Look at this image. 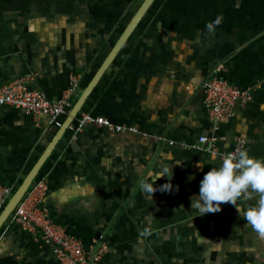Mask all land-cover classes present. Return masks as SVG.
Listing matches in <instances>:
<instances>
[{
    "label": "crops",
    "instance_id": "obj_1",
    "mask_svg": "<svg viewBox=\"0 0 264 264\" xmlns=\"http://www.w3.org/2000/svg\"><path fill=\"white\" fill-rule=\"evenodd\" d=\"M141 1L0 0V85L28 76L55 99L75 74L74 103ZM218 13L209 34L205 22ZM211 76L250 90L226 122H213L203 102ZM81 111L126 129L90 123L57 136L46 116L0 105V181L17 187L56 137L36 175L47 183L42 206L86 247L102 235L104 264H264V238L231 203L200 216L189 200L222 160L200 135L219 150L241 138L264 157V0H154ZM165 165L172 189L159 190L168 178H158L151 200L140 183ZM8 221L0 264H59L48 244Z\"/></svg>",
    "mask_w": 264,
    "mask_h": 264
},
{
    "label": "built area",
    "instance_id": "obj_2",
    "mask_svg": "<svg viewBox=\"0 0 264 264\" xmlns=\"http://www.w3.org/2000/svg\"><path fill=\"white\" fill-rule=\"evenodd\" d=\"M29 79L28 76H19L0 85V105L20 108L33 117L46 116L50 124L59 127L73 104L78 87V75H70V85L55 99L47 98L39 89L30 88ZM250 98L248 88H239L222 78L211 76L203 83V102L210 119L215 123L226 122L232 117L235 105L245 104ZM90 123L106 126L115 131L126 129L124 126L113 124L108 118L94 116L87 111H80L68 128L77 132ZM197 141L205 145L208 152L221 159L228 152L242 149L244 143L240 138L231 149L219 150L215 137L200 135ZM13 191L12 185L0 181V211ZM46 192V181L43 178H35L9 215L8 222L18 224L35 239L48 244L59 264H104L102 255L106 245L103 236H98L99 244L96 246L86 247L81 239L66 234L42 206Z\"/></svg>",
    "mask_w": 264,
    "mask_h": 264
},
{
    "label": "clouds",
    "instance_id": "obj_3",
    "mask_svg": "<svg viewBox=\"0 0 264 264\" xmlns=\"http://www.w3.org/2000/svg\"><path fill=\"white\" fill-rule=\"evenodd\" d=\"M222 20L223 14L218 13L214 19L206 21L207 33H214ZM211 159L215 160V155ZM199 164L202 169L203 164ZM162 176L167 177L168 182L159 185V190L172 189V171L166 165L140 183L142 192L147 193L151 200L152 194L158 190L155 181ZM189 200L190 208L195 209L200 216L219 211L222 202L231 203L238 217H243L246 226H251L264 238V157L249 155L246 149L226 153L218 165L204 172L198 192L190 195Z\"/></svg>",
    "mask_w": 264,
    "mask_h": 264
},
{
    "label": "water",
    "instance_id": "obj_4",
    "mask_svg": "<svg viewBox=\"0 0 264 264\" xmlns=\"http://www.w3.org/2000/svg\"><path fill=\"white\" fill-rule=\"evenodd\" d=\"M154 0H142L136 11L131 16L130 20L110 48L109 52L95 71L94 75L86 85V87L83 89L81 94L77 97V99L72 104L71 108L69 109L67 115L63 119L62 124L60 125L57 136L62 133L65 129L69 127L71 122L77 117L78 113L81 111L82 105L88 96V94L93 89L94 85L97 83L99 78L101 77L102 73L106 69V67L110 64V62L114 59L116 54L118 53L121 46L124 44V42L129 37L130 33L135 29L138 22L141 20L143 15L146 13V11L149 9V7L152 5ZM56 141V137L50 141V143L45 148L42 155L37 159L35 164L32 166V168L26 173L24 178L21 180L19 185L14 189L12 195L7 200L6 204L0 211V226L4 221L9 217V215L14 210L15 206L19 202V200L23 197L27 189L29 188L32 181L36 178V175L40 169V166L47 158L48 154L52 150V147Z\"/></svg>",
    "mask_w": 264,
    "mask_h": 264
},
{
    "label": "trees",
    "instance_id": "obj_5",
    "mask_svg": "<svg viewBox=\"0 0 264 264\" xmlns=\"http://www.w3.org/2000/svg\"><path fill=\"white\" fill-rule=\"evenodd\" d=\"M16 187H14V189H15Z\"/></svg>",
    "mask_w": 264,
    "mask_h": 264
}]
</instances>
